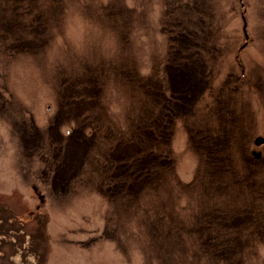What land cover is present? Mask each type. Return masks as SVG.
<instances>
[{
	"label": "rangeland",
	"instance_id": "1",
	"mask_svg": "<svg viewBox=\"0 0 264 264\" xmlns=\"http://www.w3.org/2000/svg\"><path fill=\"white\" fill-rule=\"evenodd\" d=\"M0 264H264V0H0Z\"/></svg>",
	"mask_w": 264,
	"mask_h": 264
},
{
	"label": "water",
	"instance_id": "2",
	"mask_svg": "<svg viewBox=\"0 0 264 264\" xmlns=\"http://www.w3.org/2000/svg\"><path fill=\"white\" fill-rule=\"evenodd\" d=\"M262 141V138L258 137L256 139V143H260ZM253 155L256 159H258L260 157V152H253Z\"/></svg>",
	"mask_w": 264,
	"mask_h": 264
},
{
	"label": "trees",
	"instance_id": "3",
	"mask_svg": "<svg viewBox=\"0 0 264 264\" xmlns=\"http://www.w3.org/2000/svg\"><path fill=\"white\" fill-rule=\"evenodd\" d=\"M36 257H37V255H36Z\"/></svg>",
	"mask_w": 264,
	"mask_h": 264
}]
</instances>
